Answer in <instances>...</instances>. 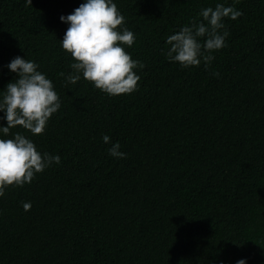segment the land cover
<instances>
[{
    "label": "trees",
    "instance_id": "obj_1",
    "mask_svg": "<svg viewBox=\"0 0 264 264\" xmlns=\"http://www.w3.org/2000/svg\"><path fill=\"white\" fill-rule=\"evenodd\" d=\"M82 2L0 0V91L21 56L61 101L42 134H0L61 157L0 197V264H264V0H114L143 67L113 97L60 75L73 60L59 17ZM217 3L242 12L223 21L226 46L207 67L169 62L167 37Z\"/></svg>",
    "mask_w": 264,
    "mask_h": 264
},
{
    "label": "clouds",
    "instance_id": "obj_2",
    "mask_svg": "<svg viewBox=\"0 0 264 264\" xmlns=\"http://www.w3.org/2000/svg\"><path fill=\"white\" fill-rule=\"evenodd\" d=\"M26 2L31 4V0ZM198 15L201 20L190 21L166 40L169 47L165 58L183 69L199 66L202 61L207 67L215 58L212 53L226 46L229 33L224 19L235 20L242 12L217 3L215 8H202ZM59 19L68 25L59 40L60 47L73 60L72 71L60 74L65 85L83 78L109 97L131 94L138 89L140 76L134 69L142 68L143 64L125 50V46H133L135 35L124 26L125 17L114 0H83L72 13L61 15ZM5 67L15 73V78L0 91V112L3 113L0 120L6 121V126L0 125V134L7 137L10 129L17 126L33 136L42 134L51 116L61 108L53 82L38 70L35 61L21 56L12 58ZM101 139L111 145L106 149L109 156L126 158L119 141L112 143L107 134ZM60 163V155L41 153L34 142L20 132L14 133L12 138H0V197L9 186L23 187L31 183L37 173ZM22 207L29 210L31 202H23ZM236 264H247V258L238 259Z\"/></svg>",
    "mask_w": 264,
    "mask_h": 264
}]
</instances>
